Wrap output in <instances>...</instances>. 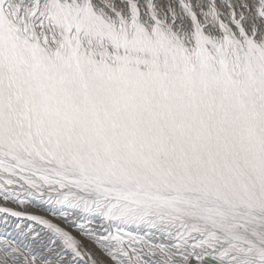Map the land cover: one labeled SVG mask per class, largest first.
Segmentation results:
<instances>
[{"label":"snow or ice","instance_id":"obj_1","mask_svg":"<svg viewBox=\"0 0 264 264\" xmlns=\"http://www.w3.org/2000/svg\"><path fill=\"white\" fill-rule=\"evenodd\" d=\"M0 264H264V0H0Z\"/></svg>","mask_w":264,"mask_h":264},{"label":"rangeland","instance_id":"obj_2","mask_svg":"<svg viewBox=\"0 0 264 264\" xmlns=\"http://www.w3.org/2000/svg\"><path fill=\"white\" fill-rule=\"evenodd\" d=\"M8 206L13 207L14 209L19 210L17 205L9 204ZM29 211H30L32 214L43 215V216H46V217H48V218H51L50 216H48L47 213H45V212H43V211H40V210H38V209H31V208H30ZM55 222H56V223H61L59 220H57V221H55ZM61 226L63 227V226H65V225L61 224ZM69 230H71V229H69ZM9 231H11V229H9Z\"/></svg>","mask_w":264,"mask_h":264}]
</instances>
